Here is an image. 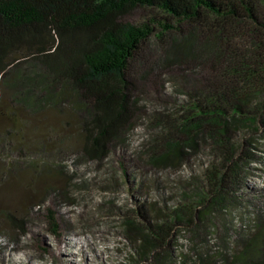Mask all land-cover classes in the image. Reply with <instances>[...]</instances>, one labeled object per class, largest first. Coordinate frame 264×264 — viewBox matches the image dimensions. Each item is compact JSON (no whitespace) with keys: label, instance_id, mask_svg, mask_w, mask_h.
I'll use <instances>...</instances> for the list:
<instances>
[{"label":"rangeland","instance_id":"374dc122","mask_svg":"<svg viewBox=\"0 0 264 264\" xmlns=\"http://www.w3.org/2000/svg\"><path fill=\"white\" fill-rule=\"evenodd\" d=\"M163 15L140 7L125 19ZM149 45L161 51L156 37ZM137 78L146 113L103 160L83 152V126L65 109L33 113L2 85L0 264H236L264 242V109L233 131L236 166L205 141L181 163L153 164L149 114L181 102L187 82L165 68ZM127 219L144 229L168 221L170 231L144 251Z\"/></svg>","mask_w":264,"mask_h":264},{"label":"trees","instance_id":"16d2710c","mask_svg":"<svg viewBox=\"0 0 264 264\" xmlns=\"http://www.w3.org/2000/svg\"><path fill=\"white\" fill-rule=\"evenodd\" d=\"M140 7L163 18L125 19ZM155 37L161 51L151 53ZM160 68L187 84L181 102L149 114L153 164L181 163L205 141L236 166L233 131L256 125L264 109V0H0V98L7 85L12 103L33 113L65 109L83 126L89 158L103 160L146 113L137 77ZM126 225L144 251L170 231L168 221ZM236 261L264 264V242Z\"/></svg>","mask_w":264,"mask_h":264}]
</instances>
